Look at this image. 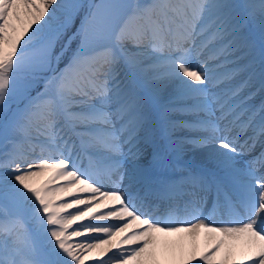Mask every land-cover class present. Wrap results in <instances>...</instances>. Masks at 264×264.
Segmentation results:
<instances>
[{
  "label": "snow or ice",
  "instance_id": "snow-or-ice-1",
  "mask_svg": "<svg viewBox=\"0 0 264 264\" xmlns=\"http://www.w3.org/2000/svg\"><path fill=\"white\" fill-rule=\"evenodd\" d=\"M0 264H264V0H0Z\"/></svg>",
  "mask_w": 264,
  "mask_h": 264
},
{
  "label": "bare ground",
  "instance_id": "bare-ground-1",
  "mask_svg": "<svg viewBox=\"0 0 264 264\" xmlns=\"http://www.w3.org/2000/svg\"><path fill=\"white\" fill-rule=\"evenodd\" d=\"M176 235L177 234H174L173 237H172V239H175L176 238ZM184 243H185V251L187 252V251H189L191 249V244L188 241H185ZM197 246H198V249L201 250V251L205 247V240H204L203 233H201L200 237L197 240ZM217 258H219V257H217Z\"/></svg>",
  "mask_w": 264,
  "mask_h": 264
},
{
  "label": "rangeland",
  "instance_id": "rangeland-1",
  "mask_svg": "<svg viewBox=\"0 0 264 264\" xmlns=\"http://www.w3.org/2000/svg\"><path fill=\"white\" fill-rule=\"evenodd\" d=\"M77 24L79 23V20H77V22H76ZM74 46V45H73ZM63 66V62L61 63V67ZM257 99H259V98H257Z\"/></svg>",
  "mask_w": 264,
  "mask_h": 264
}]
</instances>
